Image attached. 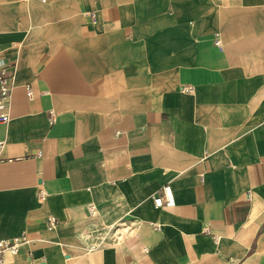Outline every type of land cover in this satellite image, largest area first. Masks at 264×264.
<instances>
[{
    "label": "crops",
    "instance_id": "1",
    "mask_svg": "<svg viewBox=\"0 0 264 264\" xmlns=\"http://www.w3.org/2000/svg\"><path fill=\"white\" fill-rule=\"evenodd\" d=\"M0 71L4 264H264V0H0Z\"/></svg>",
    "mask_w": 264,
    "mask_h": 264
},
{
    "label": "built area",
    "instance_id": "2",
    "mask_svg": "<svg viewBox=\"0 0 264 264\" xmlns=\"http://www.w3.org/2000/svg\"><path fill=\"white\" fill-rule=\"evenodd\" d=\"M9 99V87L6 85L4 81L3 71H0V106L7 103ZM8 117L7 111H0V120H6ZM54 112H51L49 116V121L52 122L54 120ZM0 142V146H1ZM38 154L39 151H36ZM40 196L42 197V192H40ZM153 201L156 205L159 206H172L175 203L172 189L169 183H165L161 186L160 191L157 195L154 196ZM88 212L94 213L95 207L94 205H88ZM26 240L24 235L15 236L7 239H0V264H4L5 257L8 254H15L19 244ZM29 264H45L40 260L31 261Z\"/></svg>",
    "mask_w": 264,
    "mask_h": 264
},
{
    "label": "rangeland",
    "instance_id": "3",
    "mask_svg": "<svg viewBox=\"0 0 264 264\" xmlns=\"http://www.w3.org/2000/svg\"><path fill=\"white\" fill-rule=\"evenodd\" d=\"M128 228L126 224H119L112 229L113 237L117 238V236H122L123 233L127 232Z\"/></svg>",
    "mask_w": 264,
    "mask_h": 264
}]
</instances>
